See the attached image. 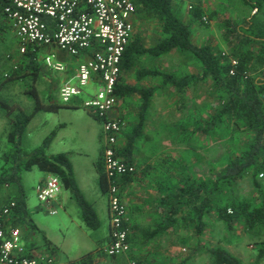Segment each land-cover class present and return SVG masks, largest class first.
Segmentation results:
<instances>
[{"label":"rangeland","instance_id":"rangeland-1","mask_svg":"<svg viewBox=\"0 0 264 264\" xmlns=\"http://www.w3.org/2000/svg\"><path fill=\"white\" fill-rule=\"evenodd\" d=\"M196 5L203 8L205 23L192 19V8ZM174 8L182 20L191 23L192 37L196 44L211 43L225 52H229L232 43L225 40L224 21L232 19L244 26L256 12L254 7L243 0H175ZM139 21L146 22L145 27L150 24L152 29L146 30L147 33L153 30L154 37L158 34L162 38L158 21ZM50 51V47H46L40 52L39 62L44 75L35 79L27 67L28 57L20 51L19 39L11 22L5 19L0 10V83L3 82L0 99L13 105L15 109L9 115L6 108L0 107V173L3 166H8L3 156L11 148L8 133L15 115L19 110L30 113L34 109L36 101L32 88L40 89L43 93L46 91L48 96L41 94V101L58 104L59 108L56 111L42 109L35 113L23 135L21 146L26 152H32L48 135L56 131L55 139L46 152L48 155L69 153L79 189L88 201L101 209V226L97 230L86 227L90 237L83 234L85 222L81 206L73 192L65 187L51 204L57 212L50 213L47 205L39 200L37 193L38 181L46 172L36 167L23 171L22 184L28 196L30 214L45 234L30 227L29 231L40 240L47 237L53 240L60 259L80 258L88 248L98 247L100 249L97 254L101 260L111 261V257L100 254L104 249V237L108 234L110 225L108 215L104 212L107 196L100 187L97 170L105 135L95 113L82 105L88 94L94 93L98 87L94 83L86 87L87 94L78 98L79 107L72 106L74 101L65 103L56 92H59L66 73L45 66L44 57ZM65 57L67 62L77 60L72 56ZM142 60L138 65L140 68L144 64L178 75L202 70L200 61L190 53L179 50L159 58L148 57ZM156 82L158 83V78ZM167 90L166 96L156 99L158 107L155 109L162 110L161 117L153 118V124L149 127L151 133L139 143L137 156L140 162L137 164V175L133 182L121 186L128 209L130 255L136 257L141 264H215L209 249L221 246L237 256L242 264H264V258L258 259L259 249L263 246L264 229L247 230L240 220L229 231L226 223L218 219L215 212L205 216L206 227L202 233H198L196 222L179 219L178 225L167 232L152 239L144 237L146 228L154 229L168 215L167 207L162 208L158 201L168 191L162 185L170 184L169 179L175 176L177 179L191 175L196 180H216L230 159L242 150L248 138L247 133L232 132L231 126L226 127L224 123L216 126L210 124L215 105L210 81L200 84L199 93L197 92L198 103L194 99V92H187L188 104L193 106L187 110L181 107L179 95L170 93L173 88L167 86ZM193 115L198 116V123H191ZM17 194L16 185L0 184V214L5 206L15 200ZM235 195L251 202H259L250 174L238 183ZM223 196H229V193L225 190ZM185 212L189 213V210H185L184 214ZM14 222L12 217L13 226L21 225ZM101 237L105 243L101 242ZM121 256L116 258L120 259ZM76 260L78 259L71 260L70 264Z\"/></svg>","mask_w":264,"mask_h":264},{"label":"trees","instance_id":"trees-1","mask_svg":"<svg viewBox=\"0 0 264 264\" xmlns=\"http://www.w3.org/2000/svg\"><path fill=\"white\" fill-rule=\"evenodd\" d=\"M243 1L254 7L256 12L244 26L232 19L224 21L225 40L232 43L229 52H225L215 48L211 43L198 45L193 41L192 25L178 16L174 8L175 0H135L137 20L158 21L163 35L159 43L151 48L143 47L138 39H132L123 54L121 69L130 70L137 64L139 55L147 53L154 56H161L173 50L190 53L202 65L200 74H187L181 77L156 69L141 70L143 71L141 74L162 75L164 84L174 87L178 93H184L192 84L210 81L215 100L210 124L216 126L224 123L226 127L231 126L232 132L243 131L248 134L242 150L230 159L216 180H196L188 175L177 180L170 179V184H165L168 191L161 200V206L167 207L168 215L154 229L146 228L143 233L145 238L152 239L162 232H167L178 225L179 219L196 222L198 233H202L206 227L205 216L213 212L218 219L226 223L229 231H232L240 220L247 230L264 229V186L258 178L259 172L264 170V0ZM0 3L3 7L8 1L0 0ZM203 17L204 10L200 5L192 8L193 20L205 23ZM43 50L44 47L30 46L25 53L29 60L27 67L35 79L40 76L39 55ZM2 84L3 82L0 83V87ZM115 90L121 97L138 90L143 97L138 123L123 149V155L132 162V152L136 141L143 133L147 110L151 106L155 91L153 88L137 89L120 83H117ZM31 91L36 101L35 107L30 113L19 110L15 115L8 133L11 148L3 156L8 166H3L0 173V184L16 185L18 188V194L15 196L16 207L11 215L14 224L25 223L31 228H36L28 216L27 195L22 184L23 171H29L36 166L41 171L60 177L63 187L71 190L77 198L86 226L97 230L101 226V221L93 204L78 187L69 153L48 155L46 152L56 131L48 135L32 152H26L21 146L23 135L35 113L42 109L59 108L55 103H43L36 88H32ZM0 107L6 108L9 115L15 111L13 105L2 99ZM103 150L104 148L97 162V170L100 187L107 194L108 179L104 169ZM248 174L251 176L259 202H251L235 195L238 183ZM136 175L137 171L123 176L121 186L133 182ZM225 190L229 196H223ZM185 210H189V213L184 214ZM181 213L184 215L179 218ZM128 240L131 246L130 231ZM262 243L258 259L264 258V240ZM209 252L215 264H242L237 256L224 247L210 248ZM130 256L140 264L136 257ZM94 259L95 254L88 252L73 264H94Z\"/></svg>","mask_w":264,"mask_h":264},{"label":"built area","instance_id":"built-area-1","mask_svg":"<svg viewBox=\"0 0 264 264\" xmlns=\"http://www.w3.org/2000/svg\"><path fill=\"white\" fill-rule=\"evenodd\" d=\"M2 14L19 39L22 53L30 46L54 47L72 57L82 58L75 75L60 88L65 103L76 102L87 94L91 83L97 90L88 94L82 104L99 118L105 135L103 160L108 179V210L110 243L103 253L109 257L129 255L128 209L121 191V178L137 171V166L118 151V137L124 121L111 116L119 102L116 85L119 83L121 60L135 32L137 6L135 0H7ZM45 66L66 72L67 64L55 52L44 57ZM236 63V62H234ZM264 186V172L258 175ZM63 188L58 175L49 174L38 184L39 200L50 213L52 203ZM16 201L12 200L0 214V264H61L52 254L29 251L22 239L21 229L11 224ZM126 264H139L128 257Z\"/></svg>","mask_w":264,"mask_h":264},{"label":"crops","instance_id":"crops-1","mask_svg":"<svg viewBox=\"0 0 264 264\" xmlns=\"http://www.w3.org/2000/svg\"><path fill=\"white\" fill-rule=\"evenodd\" d=\"M0 6H1L0 10L2 12V9H3L4 6L2 7L1 3H0ZM145 23L146 22H144V23L140 22L139 19L137 20V17L135 18V32H134V35H133L132 39H134V40L138 39L139 43L141 45H143V47L151 48V47L156 46L159 43L160 36L158 37V34H156L157 36L154 37L153 35L155 34V32L153 30H150V32L147 33L146 30L152 29V28L150 27V24H147L146 25L147 27H145ZM142 29H145L144 32H142ZM152 31H153V35H152ZM193 41H194V39H193ZM44 48H46V47H44ZM50 50H51L50 53L51 52H55L57 54L58 59L63 61L64 63H66L67 67H68L67 71L65 72L66 75L63 78L62 83L60 85V88H61L62 85L64 84V82H66L67 80L71 79L75 75L77 67H78L79 63L82 61V58H76L77 60L75 62H67L65 56H70L69 54H67L66 52L60 51V50H58L57 48H54V47H50ZM175 51H178V50H173V51H171L169 53H172V52H175ZM169 53H167V54H169ZM47 54H49V53H47ZM164 55H166V54H164ZM161 56H163V55H161ZM148 57L152 59V58H159L160 56H154V55H152L150 53L139 55V57H138L139 59H138L137 64L133 68H131L130 70L123 69L122 72H121V75H120V79H119V83L120 84L130 85L132 87H136L137 89L153 88L154 91H155L154 95L152 97L151 106L147 110L146 123H145L144 129H143V133L138 138V140L136 141L135 148H134V150L132 152V156H131L132 162L131 163L135 164L136 166L140 162L139 159H138V156H137L138 155L137 149L139 147V143L142 142L143 140L147 139V137L149 136L148 134L151 133L152 130H150L149 127H151V125L153 124V122H152L153 118L155 119V118H160L161 117L162 110L159 109L157 111V109H155V108L158 107V103H157L156 99H157V97H159V98L160 97H164L163 95L166 96V93L168 92L167 86H169V85L164 84L162 75H153V74H144V73L141 74V72H143L141 70H155L154 67H150V66L144 65V64H143V67H141V68L138 67V65H140L141 61H143L142 59H145V58H148ZM156 70H159L162 73L175 74L173 72H166V71H162L160 69H156ZM201 71L202 70H200L199 72L198 71L197 72H191L190 74H200ZM42 74L44 75V73L42 72V68H41V72H40V76L39 77H41ZM187 74H189V73H187ZM187 74L186 73L185 74L182 73V74L178 75L176 73L175 75L182 77V76L187 75ZM157 78H158V83L156 82ZM201 83H205V82H198L196 84L190 85L188 87V89L184 93H178V92H176L174 87L170 86V87L173 88V91L172 92L169 91V92L171 94L175 95V96L179 95L181 107L184 110H187L190 107L193 108L192 105L188 104L189 97H188L187 92L192 90L194 92V94H195L194 99H195L196 103H198L199 102V100H198L199 99V97H198L199 90L198 89H199V86H200ZM37 91L39 93V96L41 94H45V96H48V94H46V91L44 93L40 89H37ZM59 92H60V90H59ZM59 92L57 91L56 95H60ZM119 97H120L119 102L116 105V107L112 110L111 116L117 117V118H121L124 121L123 129H122V131H121V133L119 134V137H118V151H119L120 155L127 160V158L123 155V153H124L123 149L127 146L128 137L133 132L135 125L138 123V115H139V113L141 111L140 107H141V104H142V101H143V97H142V94L138 90L137 91L134 90L132 93H130V94L124 96V97H121V96H119ZM164 100H165V98H163L162 101H164ZM79 105H80V102L77 100L76 103L74 102L72 106L79 107ZM160 121L162 122V120H160ZM191 123L192 124L198 123V116L194 117V115H193ZM182 130H183V126H182ZM52 142H51V144H52ZM101 152H102V150H101ZM58 153H60V152H58ZM50 155H53V154H50ZM100 157H101V154H100ZM99 160H100V158H99ZM33 168H36V166L33 167ZM169 173L170 172L168 170V174ZM48 175H49V173L46 172L44 174V176H41L40 180L38 181L39 184L41 182H43L48 177ZM168 179L169 178H167V180ZM171 180H177L176 176H175V178H172ZM162 186H165V185H162ZM106 196H107V203H106V206H105L106 210H104V212H105V214L107 213L108 218H109V222H110V216H109V210H108V195L106 194ZM27 198H28V196H27ZM162 198H163V196L160 199H158V201L160 202V205H161V200H163ZM27 201H28V199H27ZM92 204H93V206H94V208H95V210L97 212L99 220H101L100 216H99L100 215L99 212H101L100 211L101 209L98 208L97 205H95L94 203H92ZM27 211H28V216L31 218L33 224H35L36 228H34V229L39 231V232H41V233H43V234H45L44 231L41 230L38 227L39 225L35 222V219L31 216V214H30L31 212L29 211L28 205H27ZM167 211H168V209H167ZM164 213H166V209H165ZM182 213H183V211H182ZM84 226H83V234H85L86 237H90L88 232H87V229H86L87 226H85V227ZM19 227L21 229L23 242L25 243V246L29 249V251H32L34 253H41V254H43V253L52 254V255L57 257V259L61 262V264H70L71 260L79 259V257H77V258H68V259H60V257L57 256V245L53 242V240H50L48 237L45 238L44 240H40L39 238H36V236L31 234L30 231H29L31 227L29 228V226L27 224H25V223H22ZM104 238L106 240V243L104 242V239L102 237H101V242L105 243V245H104V248H105L111 241L110 225H109V232ZM99 249L100 248H98V247L96 249L95 248H93V249L92 248L91 249L88 248L87 249L88 251L86 253H88V252L95 253L94 264H126L127 263V259L130 256V253H129L128 256L127 255H122L120 257V259H118L116 257H111L112 258L111 261L101 260L100 255L97 254ZM103 250H101L100 254L103 255V256L108 257L105 253H102ZM140 264H141V262H140Z\"/></svg>","mask_w":264,"mask_h":264}]
</instances>
